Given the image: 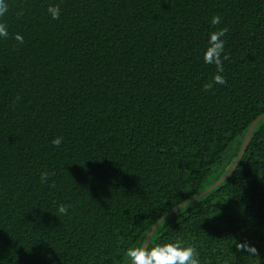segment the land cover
I'll return each instance as SVG.
<instances>
[{"label":"trees","instance_id":"trees-1","mask_svg":"<svg viewBox=\"0 0 264 264\" xmlns=\"http://www.w3.org/2000/svg\"><path fill=\"white\" fill-rule=\"evenodd\" d=\"M8 4L0 264H125L158 219L226 172L264 113V0ZM218 28L228 29L226 83L204 91L217 74L203 54ZM177 239L201 264H264V118L231 175L161 222L148 247ZM244 242L257 257L237 250Z\"/></svg>","mask_w":264,"mask_h":264},{"label":"clouds","instance_id":"clouds-1","mask_svg":"<svg viewBox=\"0 0 264 264\" xmlns=\"http://www.w3.org/2000/svg\"><path fill=\"white\" fill-rule=\"evenodd\" d=\"M9 11L8 0H0V18L4 17ZM47 13L54 20L59 19L61 9L59 5H51L47 7ZM22 14V13H21ZM221 23V17L214 15L211 18V24L217 26ZM228 32L227 28H218L209 34L208 46L203 54V61L205 64L214 65L217 74L214 75L211 82L203 86L204 91H210L214 85H224L226 83L223 76V62L228 60V55L224 54L225 40L223 39ZM8 37L7 24L0 22V38ZM17 46L23 45L24 38L22 35L15 36ZM15 50V48L13 49ZM52 145L59 147L63 143L62 137H56L51 141ZM50 173L42 172L41 181L47 182ZM54 186V185H53ZM58 212L61 215L67 214L68 207L66 205H59ZM238 251L247 252L249 256L257 257L258 250L249 245L247 242L236 245ZM125 264H201L199 259V252L197 248L191 244H186L184 241L177 239L174 242H167L163 244H155L151 247L135 245L129 246L125 252Z\"/></svg>","mask_w":264,"mask_h":264},{"label":"water","instance_id":"water-1","mask_svg":"<svg viewBox=\"0 0 264 264\" xmlns=\"http://www.w3.org/2000/svg\"><path fill=\"white\" fill-rule=\"evenodd\" d=\"M263 118H264V113H262L254 121H252L250 123L249 127L247 128V130L245 132L243 140H242V142L240 144V148H239L238 154L236 155L235 159L233 160V162L231 163L229 168L226 170V172L219 179H217L212 185L207 187L205 190L201 191L200 193H198L197 195H195L192 198L188 199L187 201L181 203L180 205H178L177 207L173 208L168 213H166L164 216H162L160 219H158L150 227V229L146 233L145 238H144V240L142 242V246H147L148 247V244H149V242H150V240H151V238L153 236L154 231L156 230V228L158 227V225L161 222L166 220L169 216H171L172 214H174L178 210L182 209L186 205H188V204L200 199L204 195L208 194L209 192H211L212 190L217 188L220 184H222L231 175V173L236 169L237 165L239 164L244 152L246 151V149L248 147V144L250 142L251 136H252V134L254 132L255 127L260 122V120H262Z\"/></svg>","mask_w":264,"mask_h":264}]
</instances>
